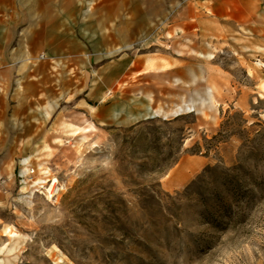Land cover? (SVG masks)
I'll return each instance as SVG.
<instances>
[{
  "label": "rangeland",
  "instance_id": "obj_1",
  "mask_svg": "<svg viewBox=\"0 0 264 264\" xmlns=\"http://www.w3.org/2000/svg\"><path fill=\"white\" fill-rule=\"evenodd\" d=\"M36 23L24 0L0 1V66L13 67L0 89V264H264V38L199 53L189 111L173 115L160 96L100 106V68L118 57L94 62L90 95L60 101L61 53L36 49ZM74 38L79 72L91 57L83 29ZM38 75L43 99L22 98L20 78ZM52 177L55 201L40 190Z\"/></svg>",
  "mask_w": 264,
  "mask_h": 264
},
{
  "label": "crops",
  "instance_id": "obj_2",
  "mask_svg": "<svg viewBox=\"0 0 264 264\" xmlns=\"http://www.w3.org/2000/svg\"><path fill=\"white\" fill-rule=\"evenodd\" d=\"M24 10L27 19L37 21V35L43 37L36 49L61 53L55 67L64 78L60 84L69 88L59 96L60 101L72 100L82 90L88 89V95L93 92L98 85L94 82L95 61L118 57L122 62L120 68L109 67L113 61L100 68H108L100 82L103 89L98 98L105 97L102 108L108 96L132 104L135 100L154 104L160 96L166 101V114L188 113L189 83L184 76L199 53L231 44L232 37H240L246 44L253 37L264 38V0H24ZM77 28L88 37L84 46L91 57L79 72L77 61L84 54L74 38ZM34 29L28 28L27 33ZM110 43L115 46L109 48ZM187 50L196 56L183 55ZM35 67L40 73L45 64L32 69ZM12 73V66H0V89L5 93L12 87ZM78 84L83 85L79 90ZM44 85L43 75L23 76L17 92L27 100L34 95L42 100Z\"/></svg>",
  "mask_w": 264,
  "mask_h": 264
},
{
  "label": "built area",
  "instance_id": "obj_3",
  "mask_svg": "<svg viewBox=\"0 0 264 264\" xmlns=\"http://www.w3.org/2000/svg\"><path fill=\"white\" fill-rule=\"evenodd\" d=\"M34 174V171H30L29 173H27V175L22 176L21 179L25 181V183H34ZM40 190L42 191L46 199H48L49 201H55L61 195L63 191V185L58 177H52L49 181H47L40 187Z\"/></svg>",
  "mask_w": 264,
  "mask_h": 264
},
{
  "label": "bare ground",
  "instance_id": "obj_4",
  "mask_svg": "<svg viewBox=\"0 0 264 264\" xmlns=\"http://www.w3.org/2000/svg\"><path fill=\"white\" fill-rule=\"evenodd\" d=\"M256 48L258 50H261V47H259V46H257ZM94 86H95V84H93V87ZM101 100L102 101H105V97H102ZM156 114H157L156 112H154L150 107H148V110L146 111V114L145 115L149 116V115H156Z\"/></svg>",
  "mask_w": 264,
  "mask_h": 264
}]
</instances>
